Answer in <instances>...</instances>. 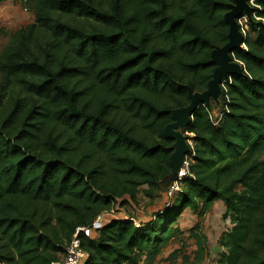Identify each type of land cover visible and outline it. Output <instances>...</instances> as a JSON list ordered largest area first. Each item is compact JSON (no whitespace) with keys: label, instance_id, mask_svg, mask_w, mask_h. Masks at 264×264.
I'll list each match as a JSON object with an SVG mask.
<instances>
[{"label":"trees","instance_id":"16d2710c","mask_svg":"<svg viewBox=\"0 0 264 264\" xmlns=\"http://www.w3.org/2000/svg\"><path fill=\"white\" fill-rule=\"evenodd\" d=\"M31 2L35 21L0 54V264H50L77 228L141 192L167 193L165 128L190 104L186 86L207 89L234 0ZM256 4L232 54L243 74L223 77L219 101L198 103L184 129L192 149L181 190L148 220L108 217L95 236L81 231L84 264H151L182 235L186 209L200 222L185 261L201 264V220L217 200L232 224L220 264H264V0Z\"/></svg>","mask_w":264,"mask_h":264},{"label":"rangeland","instance_id":"374dc122","mask_svg":"<svg viewBox=\"0 0 264 264\" xmlns=\"http://www.w3.org/2000/svg\"><path fill=\"white\" fill-rule=\"evenodd\" d=\"M32 6L31 0H8L0 3V54L10 43L13 34L21 27L35 21V12ZM248 20L249 18H244V16L239 18L240 26L244 28L245 34L246 30L249 31ZM161 200H163V196ZM154 202L141 192L138 202L132 204L130 201H127L124 205H118L113 209V216L121 218L134 216L137 222H140L139 218L143 219L146 214L147 217L149 216L147 213L149 211L148 206ZM224 212L225 207L223 210L218 208L211 214L208 213L201 220L203 233L208 239V251L201 264H220V254L225 250V247L220 242L221 234L232 225L229 219L226 220L224 218ZM178 222L183 231L182 235L162 247L151 264H188L185 261V257H190L191 260L194 258L197 245L195 238L190 237V233L192 232V228L200 222L199 218L190 209H186Z\"/></svg>","mask_w":264,"mask_h":264},{"label":"water","instance_id":"95a60500","mask_svg":"<svg viewBox=\"0 0 264 264\" xmlns=\"http://www.w3.org/2000/svg\"><path fill=\"white\" fill-rule=\"evenodd\" d=\"M229 7V11L224 15L229 25V41L223 46H216L211 52V60L216 67L207 89L203 92H193L189 86H186L191 102L187 106L174 109L172 112L173 122L165 128V134L174 140V151L170 156L172 165L170 182L179 179L183 161L191 151L190 136L184 129L191 123L198 103L208 104L210 99L219 101L223 89V77H235L243 74L244 67L242 63L234 59L232 54L236 49L245 45L246 37L240 26L239 18L243 14L249 18L253 7L250 0H234Z\"/></svg>","mask_w":264,"mask_h":264},{"label":"built area","instance_id":"2783aa9c","mask_svg":"<svg viewBox=\"0 0 264 264\" xmlns=\"http://www.w3.org/2000/svg\"><path fill=\"white\" fill-rule=\"evenodd\" d=\"M256 2L257 0H250L252 7L259 6L256 4ZM245 17L247 16H244V18ZM242 30L245 33V30L243 27H242ZM223 86L224 84H222V87ZM212 114L215 117L217 116V114L214 111ZM215 123H217V121ZM189 143L190 145H192L191 139H189ZM190 155L191 153H189L183 161L182 170L180 172L179 179L176 181H173L172 184L169 186L168 191H167V194L169 197L173 196L175 193L181 190V180L189 172V156ZM113 213H114V210H111L110 212L103 214L90 227L77 228L76 232L74 233L73 237L70 240L69 245L66 248L65 254L61 258L57 260H53L50 264H84L87 254H86V251L82 247L80 232L81 231L84 232L89 237L95 236L96 230L101 227L103 219L113 216Z\"/></svg>","mask_w":264,"mask_h":264},{"label":"crops","instance_id":"0c3cea01","mask_svg":"<svg viewBox=\"0 0 264 264\" xmlns=\"http://www.w3.org/2000/svg\"><path fill=\"white\" fill-rule=\"evenodd\" d=\"M140 194H141V193H140ZM140 194H139V196H140ZM162 196H163V200H161V199H162ZM148 198H149V197H148ZM155 199H156L155 202H154L153 204H150V206H148V207H149V211H148L147 213L149 214V216L147 217V214H146L145 217H143V219L139 218L141 221H145V220L150 219V218L153 216V214L155 213V211L158 210V207L160 206V204L163 203L164 201H167L168 196H167L166 191L164 190L163 192L159 193V194L156 196ZM150 207H151V208H150ZM218 208H220L221 210H223V208H224V203H223L222 200H217V201H215V203H214V207H213V209H212L209 213L211 214L214 210H216V209H218ZM187 210H188V209H187ZM216 213H218V212H216ZM207 214H208V213H207ZM207 214H206V216H207ZM224 218H226V220L229 219V218H227V217H225V216H224ZM229 221H230V219H229ZM230 222H231V221H230Z\"/></svg>","mask_w":264,"mask_h":264}]
</instances>
